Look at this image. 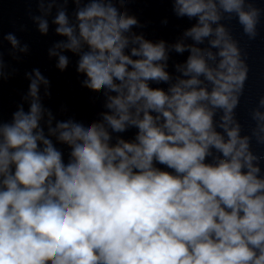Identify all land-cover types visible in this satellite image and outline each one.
<instances>
[{"label": "clouds", "instance_id": "clouds-1", "mask_svg": "<svg viewBox=\"0 0 264 264\" xmlns=\"http://www.w3.org/2000/svg\"><path fill=\"white\" fill-rule=\"evenodd\" d=\"M35 2L37 30L48 34L55 7L51 24L64 38L49 57L64 71V53L78 56L81 85L102 94L105 111L87 125L57 120L42 102L50 81L38 68L25 73L28 110L0 115V264H264V156L251 147L253 138L264 145V97L242 134L247 54L223 23L235 19L255 40L264 9L169 0L195 23L168 43L133 30L145 25L129 14L131 0ZM2 40L14 59L29 52L12 32ZM185 52L170 72L171 54ZM8 68L0 51V82Z\"/></svg>", "mask_w": 264, "mask_h": 264}, {"label": "water", "instance_id": "water-1", "mask_svg": "<svg viewBox=\"0 0 264 264\" xmlns=\"http://www.w3.org/2000/svg\"><path fill=\"white\" fill-rule=\"evenodd\" d=\"M62 5H57V7ZM118 6V5H117ZM255 6L264 9V0H255ZM76 5L69 2L67 5L68 14L71 17ZM129 14L135 15L143 28L133 29L137 33L142 32L145 38L153 42L165 40L174 43L181 33L190 27L195 21L187 18H177L172 12V4L169 0H131L126 5ZM56 8L48 17L50 28L47 35H42L31 17L40 15L38 4L35 0H0V51L8 71L15 69L7 79L0 82V115L5 122L10 121L11 115L17 110V105L24 103L25 111L28 110V103L22 97L28 92L29 80L25 73L33 69H39L41 73L50 81L48 97H43V87L41 96L45 107L52 110L57 120L74 118L86 125L99 119V113L105 111L103 107L104 98L102 94L92 92L82 87L81 81L85 78L83 74L76 71L78 56L71 52H65L70 59L66 70L60 71L56 67L55 57H49L48 49L58 40L64 39L55 34V25L51 24ZM167 19L168 23H162ZM228 26L234 39L247 54L246 62L249 66L248 80L245 84L244 94L241 96L240 105L236 109V118L243 127L242 134H251V128L255 122L251 120L250 110L257 106L261 97H264V15L258 25V36L255 40H249L243 34L242 28L235 19L223 21ZM14 33L22 44H28L29 52L19 54L20 59H14L9 53L11 45L8 41L2 40V35ZM188 53L171 54L169 61V71L174 72L172 65L176 62L182 63L186 60ZM152 87H164L167 85H151ZM62 109H66L62 111ZM218 119V116H217ZM136 129H130L122 134L125 139L134 137ZM65 153V160L69 149L65 145H57ZM252 150L257 155L264 156V145H258L255 139L251 142ZM262 175H264V160L260 163Z\"/></svg>", "mask_w": 264, "mask_h": 264}]
</instances>
